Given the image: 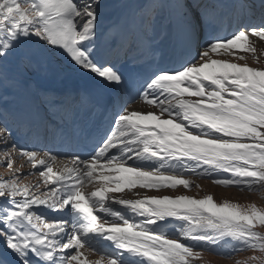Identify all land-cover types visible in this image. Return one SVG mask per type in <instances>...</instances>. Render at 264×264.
<instances>
[{"label": "snow or ice", "instance_id": "6c2138e0", "mask_svg": "<svg viewBox=\"0 0 264 264\" xmlns=\"http://www.w3.org/2000/svg\"><path fill=\"white\" fill-rule=\"evenodd\" d=\"M235 7L228 31L206 0H149L130 31L105 26L106 0H0V264H197L205 251H251L235 264H264V207L117 195L200 189L189 176L264 192V0ZM168 36L173 58L153 64L90 152L45 150L51 116L64 120L78 101L42 77L60 70L122 89V58L152 55ZM137 100L155 110L131 108Z\"/></svg>", "mask_w": 264, "mask_h": 264}, {"label": "rangeland", "instance_id": "374dc122", "mask_svg": "<svg viewBox=\"0 0 264 264\" xmlns=\"http://www.w3.org/2000/svg\"><path fill=\"white\" fill-rule=\"evenodd\" d=\"M208 1V0H207ZM149 0H106L108 4V8L106 9V17H105V26L114 25V24H126L130 31H138L140 27V11L141 7L146 5ZM250 3L249 1H247ZM134 4L132 11L129 10V4ZM236 8V12H237ZM231 31V30H230ZM176 38L174 36L165 37L160 42L159 50L152 55H146L142 51H136L129 55L128 58L121 60V63L118 64L120 68H124V70L129 69L128 80L132 78V80L138 79L139 82L144 80L151 70L153 64H168L170 60L173 58L175 51H176ZM258 52L257 55L260 54V49L264 48V43H257ZM249 56L248 62L251 66L256 67L257 65L252 63L251 54H246ZM121 56L123 54L121 53ZM243 63V61H240ZM262 64H264V57H262ZM51 75L45 76L41 78V85L43 87H47L53 91L58 89V93L63 94L66 92L67 88L73 87L72 82L80 80L82 83L87 82L91 79L88 76H79V75H69L64 73L60 70H50ZM128 81L125 84L124 88L119 89L120 94V102L117 105V108L112 112V120L114 119L115 112L120 108L123 104L124 100L127 98L128 91ZM136 85V84H135ZM136 87V86H135ZM128 93V94H127ZM73 94V93H72ZM75 95V94H73ZM76 96V95H75ZM77 97V96H76ZM195 99V98H193ZM77 103L72 104L69 109L68 113L66 114V118L61 120L59 115L51 116V120L54 124V127L50 126V130L47 132H42L39 137V142L43 145H46L45 150L47 148H52L54 152L57 150H61V148H65L63 143L61 142V137L64 135H74L71 148L76 147V136H75V120L78 117L76 115V106L78 103H82L83 99L77 97ZM131 108L139 109L142 111H149L155 110L154 108L146 107L143 102L137 100L135 103L131 104ZM9 119H13L12 116ZM22 123V121L20 122ZM60 137V138H59ZM34 142V141H33ZM21 143H26L23 139ZM81 145V144H80ZM78 148V147H77ZM69 149V148H67ZM61 151H64L61 150ZM63 153V152H62ZM2 159V158H0ZM63 159H67L64 157ZM22 163L21 161H17V166ZM60 160H58V164ZM32 171L31 167L27 164L23 168H21V172L28 173ZM9 175L6 167L0 164V178H7ZM190 179L194 184L201 185L200 189L193 187L191 190H185L182 187L171 190V189H161L159 192L155 190H145V189H133L132 192H127L117 194L123 195L127 198H136L133 193H139L141 196L143 195H177V194H187L190 196H204L207 194H212L213 197L217 202L222 200L228 199L234 202H238L240 204H248V203H255L259 207H264V192L257 193V192H248V191H240L235 187H222L212 183L211 179H200L196 176H189L186 177ZM39 179L38 176H27L24 179L25 183H34ZM89 190L91 189V185L88 186ZM257 231L264 233V226H258L256 228ZM259 253H253L251 251H239L232 255L230 259L223 258L217 256L213 253L205 251L203 253V258L201 261H198L197 264H235L236 261H243L247 257ZM89 260L98 259L97 255H90L88 257Z\"/></svg>", "mask_w": 264, "mask_h": 264}, {"label": "bare ground", "instance_id": "6f19581e", "mask_svg": "<svg viewBox=\"0 0 264 264\" xmlns=\"http://www.w3.org/2000/svg\"><path fill=\"white\" fill-rule=\"evenodd\" d=\"M132 78L128 82V88L130 90V91H128V93L129 92L134 93L135 90L139 87V85L143 82L142 80L139 82L138 79H136L134 81V80H132ZM86 81H88V80H86ZM55 90H57V89H55ZM66 92L76 94L77 90L74 88L73 89L67 88ZM93 98L94 97L92 94L85 91L82 94L83 102L78 103L76 106V114H78V115L80 113L82 114V117L78 118L75 121V124H76L75 125V131L77 132V138L76 139L80 140V136L83 137L82 148H79L78 145L75 148H71L70 146L72 145V142H73V136L64 135L62 146L65 145L64 146L65 148H62V149H64V151L58 150L57 151L58 153L63 152V153H69L70 154L73 152H79V153L83 154L85 151L90 152L92 150V148L94 147L97 139H98L97 138V135H98L97 130L100 131L103 135L109 129V117L106 120H102V118H101L102 111L98 110L99 112L97 114V109H96V105L93 103L94 102ZM111 121H112V119H110V123H111ZM67 148H69V149H67Z\"/></svg>", "mask_w": 264, "mask_h": 264}]
</instances>
